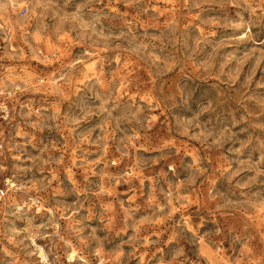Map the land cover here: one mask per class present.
Here are the masks:
<instances>
[{"label": "rangeland", "instance_id": "1", "mask_svg": "<svg viewBox=\"0 0 264 264\" xmlns=\"http://www.w3.org/2000/svg\"><path fill=\"white\" fill-rule=\"evenodd\" d=\"M0 87V264H264V0H0Z\"/></svg>", "mask_w": 264, "mask_h": 264}, {"label": "built area", "instance_id": "2", "mask_svg": "<svg viewBox=\"0 0 264 264\" xmlns=\"http://www.w3.org/2000/svg\"><path fill=\"white\" fill-rule=\"evenodd\" d=\"M14 95L13 91L6 90L0 87V128L9 123L12 120L13 112L11 99ZM3 149V143L1 140L0 133V154ZM9 190L8 188H0V204L3 203L8 198Z\"/></svg>", "mask_w": 264, "mask_h": 264}, {"label": "bare ground", "instance_id": "3", "mask_svg": "<svg viewBox=\"0 0 264 264\" xmlns=\"http://www.w3.org/2000/svg\"><path fill=\"white\" fill-rule=\"evenodd\" d=\"M16 185L14 183L11 184V187H15ZM52 213V211H50ZM40 258L42 259V262L47 264V258L45 253L43 252V249L40 248Z\"/></svg>", "mask_w": 264, "mask_h": 264}]
</instances>
